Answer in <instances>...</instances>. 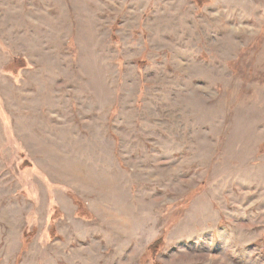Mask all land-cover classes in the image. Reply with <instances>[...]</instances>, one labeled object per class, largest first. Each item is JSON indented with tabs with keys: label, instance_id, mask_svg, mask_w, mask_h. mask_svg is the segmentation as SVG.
<instances>
[{
	"label": "rangeland",
	"instance_id": "1",
	"mask_svg": "<svg viewBox=\"0 0 264 264\" xmlns=\"http://www.w3.org/2000/svg\"><path fill=\"white\" fill-rule=\"evenodd\" d=\"M0 264H264V0H0Z\"/></svg>",
	"mask_w": 264,
	"mask_h": 264
},
{
	"label": "trees",
	"instance_id": "2",
	"mask_svg": "<svg viewBox=\"0 0 264 264\" xmlns=\"http://www.w3.org/2000/svg\"><path fill=\"white\" fill-rule=\"evenodd\" d=\"M16 62V65L14 68H24V62L23 60H19V59H15V60H12V63H15ZM162 242H164L162 239H157L153 242L150 243V245L147 247V250L151 253V255H155L160 246L162 245Z\"/></svg>",
	"mask_w": 264,
	"mask_h": 264
}]
</instances>
